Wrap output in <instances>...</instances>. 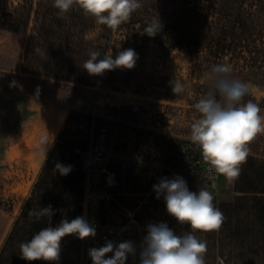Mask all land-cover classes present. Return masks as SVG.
<instances>
[{"label":"rangeland","instance_id":"374dc122","mask_svg":"<svg viewBox=\"0 0 264 264\" xmlns=\"http://www.w3.org/2000/svg\"><path fill=\"white\" fill-rule=\"evenodd\" d=\"M155 1L140 0L142 7L136 11L152 13L151 4ZM138 26L133 32L123 24L119 26L113 32L108 51L115 58L118 51L133 49L138 54L134 68L106 71L93 87L25 75L21 72V61L7 56L14 65L6 68L8 72L0 70L11 78L9 83L0 78V225L3 227L0 249L71 111L77 114L72 115L66 136L74 134L88 138L90 143L101 142L112 155L106 182L114 202L103 209V223L124 221L128 217L127 213L122 216L115 202L121 201L122 181L125 185L131 182L132 189L134 176L138 175L139 189L144 192L153 179V174L148 173V160L156 165L151 170L158 182L159 169L166 167L170 172L167 178L182 177L190 191L198 192L199 187L211 183L203 176L200 149L191 142L190 129L199 118L194 105L211 83L210 69L215 63L188 56L177 48L169 49L161 38L148 36ZM92 36L93 33L88 35ZM3 56L6 55L0 54ZM227 64L232 67V76L249 87L244 102L251 100L258 104L264 115V71H248ZM174 79L184 84L183 93L173 94L170 81ZM84 115L102 120L95 131V121L88 127ZM44 137L50 144L42 143ZM249 148L250 155L264 158V135L258 136ZM215 183L214 201L231 200L234 181L228 182L220 176ZM153 203L157 208L150 212L140 209L135 215L144 237L148 224L161 222L177 235L190 232L189 225L179 224L167 213L162 196L151 199V206ZM133 204L129 201V205ZM59 263L84 264L77 240L62 238ZM87 264H93L92 260ZM125 264H140V256Z\"/></svg>","mask_w":264,"mask_h":264},{"label":"trees","instance_id":"16d2710c","mask_svg":"<svg viewBox=\"0 0 264 264\" xmlns=\"http://www.w3.org/2000/svg\"><path fill=\"white\" fill-rule=\"evenodd\" d=\"M157 0L152 13L135 11L123 24L133 32L145 31L154 18L162 30L155 35L169 49L209 63L226 61L238 69L264 71V0ZM147 7V6H144ZM113 30L87 16L77 4L65 14L53 0H0V54L21 61V72L33 77L96 86L103 75H89L83 63L89 51L108 53ZM93 33L92 37H88ZM39 49V51H36ZM71 111L53 143L31 192L0 249V264H60L26 261L19 245L31 240L44 227H54L60 213L79 216L85 175L88 138L67 137ZM87 126L101 119L84 115ZM71 165L63 176L55 165ZM108 170V168H107ZM163 173L170 174L169 169ZM234 196L216 206L226 219L219 232H197L207 241L206 264H264V158L249 155L240 176L234 180ZM52 206L54 214L37 220L31 209ZM191 231V229H190ZM140 256V255H139Z\"/></svg>","mask_w":264,"mask_h":264},{"label":"clouds","instance_id":"9594fccd","mask_svg":"<svg viewBox=\"0 0 264 264\" xmlns=\"http://www.w3.org/2000/svg\"><path fill=\"white\" fill-rule=\"evenodd\" d=\"M74 4L85 15L113 31L128 22L132 14L142 7L140 0H53V7L61 15ZM161 30L162 23L158 17L147 24L145 34L151 37ZM88 55L83 69L93 76L117 68L133 69L138 59V54L131 48L118 51L115 58L112 54L102 55L98 50L89 51ZM232 71L227 63L212 65L211 83L194 105L199 118L191 124L190 140L200 149L211 183L199 187L198 192L190 191L187 182L180 176L171 179L163 177L153 185L156 198L163 197L167 213L179 224L189 225L191 231L177 235L166 223L148 224L141 245L140 264H206L207 241L199 239L196 233L219 232L226 219L214 203L215 181L220 176L228 182L237 179L250 155L249 145L258 136L264 135L261 108L251 100L244 102L249 87L234 78ZM170 85L174 95L185 91L184 84L178 79L170 81ZM42 143L50 144L47 137L42 139ZM55 170L66 176L72 171V166L57 163ZM53 214L51 205L28 212L37 220L50 218ZM73 234L81 240L94 238L96 229L84 216H77L70 222L64 218L58 226L44 227L30 241L21 243L20 256L26 261L57 262L62 238ZM135 251L131 241L119 244L107 241L104 246L89 249V256L93 264H125L128 255H134ZM109 253H112L110 257Z\"/></svg>","mask_w":264,"mask_h":264},{"label":"built area","instance_id":"2783aa9c","mask_svg":"<svg viewBox=\"0 0 264 264\" xmlns=\"http://www.w3.org/2000/svg\"><path fill=\"white\" fill-rule=\"evenodd\" d=\"M111 153L101 144V142L90 143L85 153V175L83 181V194L81 200V212L79 216H84L89 223L94 225L96 236L86 239H78L76 235H67L65 237L75 239L80 245V255L87 264L91 260L89 249L104 246L107 241L119 244L123 241H131L136 249L135 254H130L126 262H134L140 255L143 235L140 232L138 222L134 219H128L126 222L121 220H110L107 223L102 221V211L109 207L113 202V193L109 190L107 179V168L111 160ZM202 173L204 178L208 179L206 174L207 165L201 159ZM209 180V179H208ZM210 181V180H209ZM118 205V202L115 201ZM66 218L69 222L76 218L71 213H60L54 227L58 226L62 219ZM64 237V239H65ZM112 253H109L110 257Z\"/></svg>","mask_w":264,"mask_h":264},{"label":"crops","instance_id":"0c3cea01","mask_svg":"<svg viewBox=\"0 0 264 264\" xmlns=\"http://www.w3.org/2000/svg\"><path fill=\"white\" fill-rule=\"evenodd\" d=\"M13 65H14L13 61H12V59H10V57H7V56L0 57V66L4 67V68H0V70L2 69V71L8 72V70L6 68H11ZM0 78L5 83H9L11 80L9 75L3 74L1 72H0ZM138 161L142 162V163L145 162L144 160H140V159ZM155 167H156V165L154 163H151V160H148V169H149L148 173L153 174V179H152V181H151V179L149 180L148 187L144 192H141L139 189L140 178L138 177V175L134 176V180L132 182V185H133L132 189L130 187L131 182H127V184L125 185V182L123 179V181H122L123 183H122V187H121L122 190L119 192V196H121L119 198L121 201H118V206H119L118 211L122 214V216H125L126 213L128 216L127 218L124 219V221H122L123 223L126 222L128 219H131V218H134L138 222V220L135 218V215L138 214V211H140V209L146 208L148 210V212H150L151 209L157 208L155 203H153L151 206V199L156 198L155 197L156 193L153 190V185L158 183L156 173L153 170H151V169H156ZM159 173H160L159 174V177H160L159 180L163 177L169 176V174L163 173V167H161L159 169ZM129 201H133L134 204L129 205ZM138 224L140 227L139 222H138ZM2 228H3L2 225H0V230ZM140 232H141V229H140Z\"/></svg>","mask_w":264,"mask_h":264},{"label":"bare ground","instance_id":"6f19581e","mask_svg":"<svg viewBox=\"0 0 264 264\" xmlns=\"http://www.w3.org/2000/svg\"><path fill=\"white\" fill-rule=\"evenodd\" d=\"M21 138V137H20ZM33 138V137H32ZM22 139V138H21ZM33 140V139H32Z\"/></svg>","mask_w":264,"mask_h":264}]
</instances>
